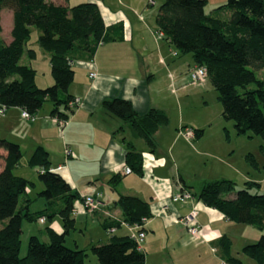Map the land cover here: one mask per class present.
Instances as JSON below:
<instances>
[{
    "label": "trees",
    "instance_id": "16d2710c",
    "mask_svg": "<svg viewBox=\"0 0 264 264\" xmlns=\"http://www.w3.org/2000/svg\"><path fill=\"white\" fill-rule=\"evenodd\" d=\"M207 4L208 0H164L156 16L157 31L177 52L191 53L196 65L206 69L222 103V114L234 121L237 132H252L264 139V80L256 75L264 68V0H227L220 6L230 12L226 20L207 13ZM5 8L12 10L14 25L11 42L0 40V107H21L35 116L50 101L52 117L68 119L73 106H77L71 105L76 97L69 92L75 63L92 59L102 44L121 40L122 35L113 34L120 26H107L100 7L93 2L69 6L54 0H0V35L1 11ZM33 28L39 32L37 43L50 56L54 83L44 88L36 83V69L21 63L25 53L35 57V49L27 48ZM103 105L110 114L128 123L151 148L156 146V131L169 121L167 113L157 108L138 114L124 98L105 99ZM124 129L121 126L116 132ZM195 133L200 137L203 130L196 129ZM123 141L127 166L142 174V152L125 137ZM0 149L6 151L5 156L0 155L4 162L0 167V221L7 220L0 228V264H86L88 250L96 255L98 264H146L144 249H138L130 234H114L108 242L85 249L68 247L66 235L75 228L73 214L83 196L60 170L51 166L48 150L38 146L28 164L41 168L39 180L44 188L38 195L47 206L32 211L28 186H35V182L15 173L23 158L20 145L2 138ZM261 151L264 155V144ZM119 179V174H114L109 182L115 186ZM252 183L248 181V186L237 190L234 180L215 179L204 182L194 194L229 221L250 224L264 232V192H251ZM56 204L57 209L49 212L50 206ZM114 204L121 209L122 219L104 224L106 230L111 225L135 224L151 216L149 202L137 196L120 195ZM54 214L61 216L63 231L46 226L49 241L31 235L26 255L20 256L24 222H41L45 217L41 223H46ZM219 244L228 264H246L232 254L230 237L223 235ZM242 252L257 264H264V233L256 242L243 246Z\"/></svg>",
    "mask_w": 264,
    "mask_h": 264
},
{
    "label": "crops",
    "instance_id": "0c3cea01",
    "mask_svg": "<svg viewBox=\"0 0 264 264\" xmlns=\"http://www.w3.org/2000/svg\"><path fill=\"white\" fill-rule=\"evenodd\" d=\"M54 1L69 6L84 2L98 4L106 25L120 26L121 33L115 30L113 34L122 35V39L102 44L92 59L78 60L90 67L89 78L78 84L79 87L74 86L73 82L69 87L70 94L80 98L82 105L73 106L70 115L72 117L67 127L69 138L67 144L72 155L66 164L59 160L54 165L49 146L54 127L49 123L47 116H52V104L48 113L41 109L35 113L34 120L23 118L21 107H6L0 114V139H8L19 144L23 157L24 146L29 142L30 155L27 160L38 146H43L50 154L51 166L56 169L63 165L60 172L82 196H95L99 192L104 194L106 204L95 212L87 213L82 201L80 205L76 203V214H73L76 219L74 229H79L84 234L90 217L97 218L102 227L104 224L120 222L122 212L114 203L120 195H133L149 202L150 206L151 216L145 226L146 237L142 243L146 253V264L152 252L156 250L165 251L174 264H218V258L224 260L219 240L223 235H227L233 241L235 226H232V222L220 211L206 206L194 194L200 190L204 182L215 179H203L197 189L194 183L188 181L186 175V168L193 167L195 160L200 161L208 152L199 145L200 140H197L203 136L204 130L202 129L200 137L196 136L193 139L198 143L199 150L197 144L187 140L184 142L182 136L175 131L177 127H169L168 121L156 131L154 137L156 146L151 148L144 139L142 143L136 142L138 136L132 127L110 114L103 105L105 99L118 97L129 100L140 115L146 114L151 108L165 112L170 108L166 105L164 97L153 91L150 86L154 85L155 76L161 69L159 67L164 69L172 67L171 62L175 60L173 52L175 51L177 56L180 54L170 42L162 38L159 41L155 36V32H158L157 12L164 0ZM6 9L8 8L1 11V35L7 31L5 42L9 43L12 40L14 21L13 12L9 9L6 17L7 27H4ZM34 49L36 51L34 58L26 54L29 58L27 64L36 69L34 62L37 61L38 51ZM45 55L50 61L49 54ZM188 65L191 67L196 63L193 60L192 63L188 62ZM91 72H95L96 76H90ZM89 79L91 80L88 81ZM36 83L41 88L47 87L39 85L37 77ZM49 84L52 85V81ZM181 125L188 126L187 123ZM121 126H124V131L117 133ZM90 132L94 135L92 138L87 137ZM118 134H124L127 141L142 152V174L134 171L125 172L127 147L123 141L124 137L118 139ZM74 153L76 157H73ZM0 155L5 156L6 151L0 149ZM3 165V159H0V167ZM81 168L87 169L81 171ZM114 174L120 176L115 186L109 182ZM222 178L227 177L216 179ZM99 182L102 184L99 185ZM104 182H107V185ZM83 184L86 185L82 188ZM184 190L190 192L191 197L175 200L174 198L182 195ZM190 215H194L193 223L199 227L200 233L197 236L190 233L185 223V218ZM52 227L58 232L63 231V224ZM111 227H115L113 234L110 233L108 239H100L96 243H106L112 235L119 232H123L119 235L130 234V229L125 225ZM242 230L241 233L244 235L247 229ZM253 236L255 238L259 235ZM243 240L248 239L242 238V242ZM94 242L91 240L87 246L95 244ZM75 244L78 249L88 248L80 247L78 240Z\"/></svg>",
    "mask_w": 264,
    "mask_h": 264
},
{
    "label": "rangeland",
    "instance_id": "374dc122",
    "mask_svg": "<svg viewBox=\"0 0 264 264\" xmlns=\"http://www.w3.org/2000/svg\"><path fill=\"white\" fill-rule=\"evenodd\" d=\"M227 0H208L206 5V12L211 13L213 16L228 19L230 17V12L220 6L226 4ZM7 10V11H6ZM4 11L5 22L4 27H7L6 17L9 9ZM7 31H5L1 36L0 40L2 42L7 39ZM39 32L36 28L32 33L31 40L29 42V47H34L38 51L37 61L34 62L37 72L36 77L38 84L41 86H48L54 79L51 74V65L49 59L37 43ZM157 40H162L158 32H155ZM28 48V47H27ZM175 50V49H174ZM175 60L171 62L172 67H166V69L161 68L157 75L155 76L154 85H150L153 91L158 92L164 97V101L170 108L166 110L169 115V127L176 128V133L182 136L183 141H189L190 143L197 144V149L204 147L208 152L199 160H195L193 167L188 166L186 168L188 181L194 183L195 188L198 189V185L203 181V179H216L221 177H227L236 181V189H242L248 186L247 182L250 181L252 185L250 186V191L253 193H263L264 192V155L261 151V145L264 144V139L261 135L254 134L252 132H246L239 134L235 127L233 120H227L224 118L223 106L218 97V92L214 88L208 76L203 79L193 82L190 77V69L194 66L189 67L188 62H193V57L191 53H180L177 56L175 51L173 52ZM22 64L29 63V58L25 53L21 60ZM173 63L175 65H173ZM75 78L73 81L74 86L83 83L88 77V70L90 69L86 63L78 61L74 65ZM258 78L264 80V68L256 71ZM89 79L88 81H90ZM50 81V82H49ZM77 87V88H78ZM254 87V86H252ZM80 99V98H79ZM81 100V99H80ZM82 101H80L79 106H81ZM51 106L50 101H46L41 108V111H49ZM167 107V106H166ZM0 114L2 112L0 111ZM71 112L68 117V124L65 128H62L56 123L52 116H47L49 123L52 127V141L49 144L51 148V153L54 158V165L62 160L67 163L70 156H67V150L69 148L67 127L71 121ZM184 121V122H182ZM182 123H187L188 126L181 125ZM197 127L204 130V134L200 140L196 143V140H189L182 133V128H192ZM128 134V133H127ZM94 135L90 132L88 138H92ZM99 136V135H98ZM125 135H117L118 139H121ZM133 140V138H130ZM136 142H143V139L138 136ZM30 151V143L24 146V157L18 167L15 168V173L18 175H23L31 181L35 182L34 185L28 186V195L32 198V211L41 210L45 208L46 200L38 195V192L44 188L42 182L39 180V171L41 168L31 167L28 164V157ZM71 151V150H70ZM196 154V153H194ZM73 157H76L75 153ZM252 160H254L253 164ZM64 164V165H65ZM190 167V168H189ZM87 168H81L84 171ZM226 175V176H224ZM216 177V178H211ZM255 182V183H254ZM257 182V184H256ZM107 185V182H104ZM102 184L99 182V185ZM86 184L82 185V188ZM199 191V190H198ZM97 200L100 202L101 206L106 204L104 194L100 192L95 195ZM26 198V197H25ZM107 200V198H106ZM77 203L80 205L81 200ZM50 206V205H49ZM49 212L57 209L58 204L55 206H50ZM86 211V210H85ZM87 212V211H86ZM90 213V212H87ZM99 222V223H98ZM7 220L0 221V228L4 227ZM62 224V219L59 214H54L48 219L46 223H41L39 220L29 222L25 221L23 224L22 233V245L20 250V256H25L28 249V241L31 235H38L40 239L45 242L49 241V236L46 233V226H56ZM123 225V224H122ZM232 226H235V237L232 241V252L234 256L242 259L246 264H257V262L244 254L242 252L243 246L256 242L260 236L264 233L260 231L253 225L245 223H235L232 222ZM247 229L243 235L242 229ZM249 230V231H248ZM258 234L254 238V234ZM123 233V232H119ZM118 233V234H119ZM132 234L133 232L130 231ZM113 234V233H111ZM238 236H237V235ZM110 232L100 225V221L97 218L90 217L88 228L85 229L83 234L79 229H71L70 233L66 235V245L71 248H77L75 241L78 240L80 247L87 246L91 240L98 242L100 239H108ZM237 236V237H236ZM259 237V238H258ZM242 238H247L248 240H243ZM246 241V242H244ZM91 246V245H90ZM89 246V247H90ZM88 247V246H87ZM88 247V248H89ZM88 255L85 258L86 264H98L96 255L88 250ZM148 259V258H147ZM147 264H174L171 262L169 255L163 250L153 251L147 260ZM218 264H228L225 259L218 258Z\"/></svg>",
    "mask_w": 264,
    "mask_h": 264
},
{
    "label": "built area",
    "instance_id": "2783aa9c",
    "mask_svg": "<svg viewBox=\"0 0 264 264\" xmlns=\"http://www.w3.org/2000/svg\"><path fill=\"white\" fill-rule=\"evenodd\" d=\"M159 36L162 38L163 35L161 32H158ZM176 53V52H175ZM90 76H96L95 72H91ZM207 76V71L204 67L195 65L192 69H190V77L193 82H197L204 77ZM80 99L76 98L74 102H71V105H79ZM5 107H0V111L3 113L5 111ZM22 116L25 119L29 120H34L35 116L28 112L27 110H23ZM54 120L56 121L57 124H59L62 128H65L66 125L68 124V119H63V118H58V117H53ZM182 133L187 137L189 140H193L196 137L195 130L192 128H182ZM72 152L68 149L67 150V156H71ZM63 168V165L58 166L55 170H61ZM125 172L131 173L132 169L129 166H125ZM191 194L189 192H183L182 195L176 196L174 199L175 200H183L190 198ZM83 207L87 212H95L101 208L100 202L97 200V198L93 195H83ZM45 217L41 218V222H45ZM149 220V217H143L139 223L135 224H129L127 222H121V224L127 226L132 234L130 233V236L133 237L136 242L138 249H143L142 243L146 237V231H145V226ZM194 215L187 216L185 218V223L188 226V229L190 233L193 236H197L200 233L199 227L195 225L194 223ZM107 231L112 233L115 231V227H109L107 228Z\"/></svg>",
    "mask_w": 264,
    "mask_h": 264
}]
</instances>
